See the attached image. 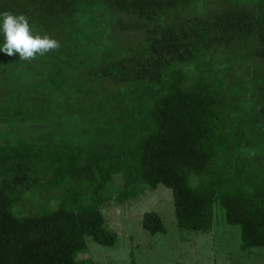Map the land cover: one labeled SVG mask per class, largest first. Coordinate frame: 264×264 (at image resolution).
Listing matches in <instances>:
<instances>
[{"label":"trees","instance_id":"1","mask_svg":"<svg viewBox=\"0 0 264 264\" xmlns=\"http://www.w3.org/2000/svg\"><path fill=\"white\" fill-rule=\"evenodd\" d=\"M232 1L208 18L184 10L196 0H0V12L25 14L34 31L61 45L31 62L0 52V121L22 119V136L37 130L46 138L53 130L41 122L49 118L60 120L64 131L77 119L97 120L99 114L115 120L120 95L111 93L129 84L161 86L142 109L147 124L134 129L132 176L149 188L164 184L173 190L181 227L213 228L219 200L227 222L241 228L242 247H264V179L252 164L240 168L243 157L254 159L253 150L245 148L257 145L243 132L264 134V95L247 101L244 89L229 83L221 67L234 72L242 58L250 57L261 65L264 80V0ZM102 11L120 16L123 30H145V48L127 54L97 52L106 43L93 38L94 17ZM243 43L250 56L237 54L247 50H239ZM215 58L219 63H212ZM198 60L192 71L186 68ZM86 85L89 92L82 91ZM20 95L27 99L30 120L27 111L15 109ZM37 107L45 109L40 113L44 121L36 118ZM241 118L248 120L249 130L239 124ZM13 167L0 176V264H93L78 257L87 249L86 235L102 245L115 244L117 234L106 226L100 208L69 200L68 173L53 189L48 182L54 168L42 157ZM35 185L48 196L31 195ZM78 187L81 183H74L71 190ZM22 197L27 198L19 215L13 207ZM143 226L153 233L166 230L155 211L145 212Z\"/></svg>","mask_w":264,"mask_h":264},{"label":"rangeland","instance_id":"2","mask_svg":"<svg viewBox=\"0 0 264 264\" xmlns=\"http://www.w3.org/2000/svg\"><path fill=\"white\" fill-rule=\"evenodd\" d=\"M232 2L196 0L184 10H189L193 15L210 18L230 7ZM119 17L112 18L103 11L96 13L93 26L97 32L93 38L106 40L102 50L97 47L100 54L105 51L135 53L145 48L147 32L139 29L129 31L121 29ZM244 44L239 50L243 48L244 51L247 48L243 47ZM85 45L87 44L84 42ZM248 48L245 52L240 50L237 54L246 53L250 56ZM76 56L78 55L74 53V57ZM219 58H215L212 63H219ZM242 59L234 72L228 71L224 65L221 67L225 70L226 80L244 89L246 100L252 101L257 95H264L263 69L255 59L254 61L250 57ZM199 62L192 61L186 68L192 71ZM160 88L161 86L129 84L119 93H111L112 96L120 95L114 103L118 110L115 120L108 114L97 115V120H72L67 131L60 127L58 119L49 118L46 123L41 122L44 120L40 117L45 116L40 113L45 109L37 107L36 118L41 120V124H49L53 130L46 134V138L42 134H35L37 130L35 133L28 132L22 136L23 132L20 130L24 131L22 119L1 120L0 176L10 167L22 168L34 163L36 157H42L48 166L54 168L48 182L53 189L61 185L62 174L68 173L69 179H72L68 181L69 188H66L65 192L70 194L71 203L74 202L76 206L90 205L100 208L104 213L106 226L117 234V240L111 246L98 243L91 235L85 236L87 249L78 257L93 264H264V247L250 249L242 247L241 228L227 222L219 200L215 203L213 228L208 231L186 229L177 221L171 188L164 184L149 188L132 176L135 163L132 148L136 142L134 129L147 124L148 117L142 109L145 108L146 101L149 103ZM108 89L115 90L111 87ZM82 91L89 92V86L86 85ZM100 91L102 90L97 88L98 95ZM26 100L23 95L18 96V108L15 109L20 112L27 111L30 120L33 115ZM99 103L102 104V100ZM241 112L245 115L248 110ZM14 117L17 118L19 115ZM238 122L246 131L250 129L247 119L241 118ZM243 133L246 140H255L257 145L244 147L246 151L253 150L254 159L251 161L243 157L240 168L244 171L245 167L252 164L253 171L260 175V179H264V134H259L257 130L253 136L251 132ZM25 138H30L35 145H29ZM7 155L9 157L12 155V160L9 161ZM76 173L78 176L73 177ZM80 179H84L83 183ZM106 181L108 183L104 184ZM74 183H81L82 188L78 187L76 192H73L71 187ZM37 194L48 196L47 192H41V187L37 189L35 185L31 195ZM127 197L129 200L121 201ZM26 198L15 200L14 212L21 215L18 209L23 205L21 201ZM103 201L105 203H102ZM147 211H155L161 216L165 231L153 233L144 228L143 217Z\"/></svg>","mask_w":264,"mask_h":264},{"label":"clouds","instance_id":"3","mask_svg":"<svg viewBox=\"0 0 264 264\" xmlns=\"http://www.w3.org/2000/svg\"><path fill=\"white\" fill-rule=\"evenodd\" d=\"M0 32L4 41L0 52L9 57L18 54L20 61H34L61 47L60 42L49 34L34 31L28 16L23 13L0 12Z\"/></svg>","mask_w":264,"mask_h":264}]
</instances>
